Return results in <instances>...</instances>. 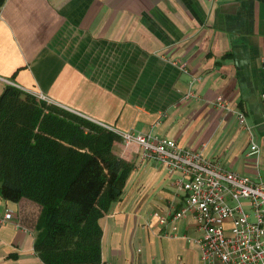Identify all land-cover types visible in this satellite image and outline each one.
<instances>
[{
    "label": "crops",
    "instance_id": "1",
    "mask_svg": "<svg viewBox=\"0 0 264 264\" xmlns=\"http://www.w3.org/2000/svg\"><path fill=\"white\" fill-rule=\"evenodd\" d=\"M0 77L97 125L172 139L264 183V0H1ZM188 89L197 98L182 99ZM216 96L227 111L211 105ZM249 137L257 156L246 153ZM112 150L132 168L98 220L100 261L200 264L185 239L197 234L191 216L175 221L172 236L151 214L183 203L176 173L141 159L135 145L118 140ZM4 211L0 264H44L32 247L37 205L0 197Z\"/></svg>",
    "mask_w": 264,
    "mask_h": 264
},
{
    "label": "trees",
    "instance_id": "2",
    "mask_svg": "<svg viewBox=\"0 0 264 264\" xmlns=\"http://www.w3.org/2000/svg\"><path fill=\"white\" fill-rule=\"evenodd\" d=\"M1 90L0 197L37 205L32 247L44 264L99 262L98 220L132 168L112 150L119 136L13 85Z\"/></svg>",
    "mask_w": 264,
    "mask_h": 264
},
{
    "label": "built area",
    "instance_id": "3",
    "mask_svg": "<svg viewBox=\"0 0 264 264\" xmlns=\"http://www.w3.org/2000/svg\"><path fill=\"white\" fill-rule=\"evenodd\" d=\"M171 63L180 72L189 74L185 63L176 60ZM189 78L188 83L191 84L195 79L192 76ZM0 80L21 89L11 80L3 77H0ZM25 91L37 100L52 104L41 92ZM260 95L264 107V91ZM181 98L197 97L188 89ZM211 105L224 111L229 109L220 96H216ZM235 118L237 124L244 127L249 134L244 113L235 112ZM99 125L116 133L124 147L135 145L141 159H153L158 161L167 173H176L171 184L176 191L183 194V203L169 211L151 212L158 224L168 225L170 228V231L166 230L164 234L174 236L175 221L190 215L197 234L185 236V239L196 243L200 264H264L262 181L225 170L198 152L180 147L172 139ZM246 153L255 156L258 154L257 147L250 137ZM9 217L8 212H0V224ZM94 264L111 263L99 261Z\"/></svg>",
    "mask_w": 264,
    "mask_h": 264
}]
</instances>
